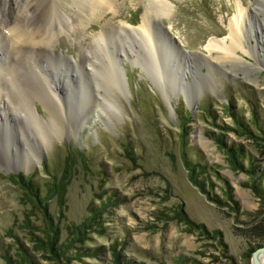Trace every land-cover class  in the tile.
I'll list each match as a JSON object with an SVG mask.
<instances>
[{"label":"rangeland","instance_id":"374dc122","mask_svg":"<svg viewBox=\"0 0 264 264\" xmlns=\"http://www.w3.org/2000/svg\"><path fill=\"white\" fill-rule=\"evenodd\" d=\"M112 1V10L79 29L73 0H48L53 18L46 0L0 3V20L17 18L20 29L43 34L34 41L42 48L30 50L35 55L24 54L22 36L15 39L21 70L27 74L23 64L40 49L49 70L62 66L68 79L58 94L63 117L39 92L30 100L42 122L37 131L11 111L0 122V264H28L24 253L35 264H116L115 253L128 264H252V253L264 247V191L259 197L250 188L261 182L264 190V64L241 51L252 67L216 62L203 48L228 36L236 0H165L168 14L151 9L152 0ZM241 1L252 9L264 3ZM147 8L151 35L146 47L133 42L132 54L120 47L118 27H138ZM246 16L264 32L263 13ZM255 41L252 54L264 58V40L263 52ZM187 63L193 69L182 77ZM28 76L18 79L41 90ZM211 133L228 148L241 147L252 164L246 158L232 167ZM183 152L205 165L197 178L204 191L190 182ZM17 175L36 182L41 197Z\"/></svg>","mask_w":264,"mask_h":264},{"label":"bare ground","instance_id":"6f19581e","mask_svg":"<svg viewBox=\"0 0 264 264\" xmlns=\"http://www.w3.org/2000/svg\"><path fill=\"white\" fill-rule=\"evenodd\" d=\"M152 1L155 4H153V7L151 9L156 10L157 14L160 12L163 14H168V12L171 10L169 3H167L165 0H152ZM0 3L2 5L4 3L7 4L8 0L5 1L2 0L0 1ZM46 4L50 9L51 15L49 17L51 18L53 15L51 12V4L50 2H48V0H46ZM157 4H159L158 10L156 7ZM73 5L77 9L76 11L74 10V12L77 18L76 29H79L84 24L85 19L90 18L93 20L96 12H100L99 15H101L102 12L105 11L104 8L106 10H112L113 1L112 0H73ZM236 10L237 12L233 16L229 24L228 36L223 38H210L205 43L203 48L209 53L210 58L212 57L211 55L212 53L216 54L217 56L215 57L216 62H225L230 60L234 63H240L242 65L252 67L251 63L245 62V60L240 55L237 54L238 51H241L243 55H249L252 58L256 59L257 64L262 66L261 64H264V58H260V56L254 57V55L251 52L254 47L250 43V41L256 40L255 42H256V47L258 48V52H260L261 50L263 52L261 41L264 40V32L260 31L259 28L254 27L252 20L248 19V16L246 15L252 16L253 12L264 14V3L259 2L258 6L252 9V8H245L242 5L241 0H236ZM149 13L150 12L148 9L142 17L141 25H139L138 27H129L125 25L118 27L119 29L118 31H120L118 33H121V35L124 38V39H119L118 41L121 48L126 49L133 54L135 48L133 42L135 43L138 42L139 46L142 48L143 46H145L144 45L146 44L145 37H150L151 35V32L149 30V24L151 23L150 22L151 18L148 15ZM83 14H85V17L86 16L87 17L85 18ZM17 20H18L17 18L12 21L0 20V26L6 25L12 30L4 33L3 31H1L0 28V46H2L0 48V56H1L0 65H3L2 68H0V122L4 121L6 118L9 120L10 114L8 113V111H11L12 116L16 118L17 121L22 122L23 119H27V121H30L32 123V126L37 131V129L40 127V124L42 125V122L39 119L38 115L36 114L35 108L32 107L33 104L31 103L30 100L31 98H36L38 96V93L40 92L44 96V100L48 104L51 103V105H53L57 110V113L63 117L65 108L63 109L62 101L58 94L63 93V91L66 90L64 88H67L68 79L62 77L63 73H65L67 70L61 66V71L60 72L57 71V73L54 74V71L49 70L50 69L49 65L45 64L46 63L45 60L48 59V57H44L40 49H38L39 51H34L37 52V57L32 59V61L29 60V63H27V65L23 64L25 68L28 69L27 74H25V72L21 70L20 60L18 59V55L20 53L21 47L18 45L17 41H19L20 37L22 36L24 38L22 42L24 44L23 46L29 47V49L25 47L24 54H31V53L34 54L33 52L30 53V50H35L36 47H41V44L38 42L40 41L43 42L44 38L41 37L43 36L41 30H34L35 28L28 29L29 27L28 28L24 27V25L22 26V29H20L21 25L19 23H16ZM69 21L71 22V19H68V22ZM51 22L52 21H50V23ZM42 29H45V31L48 32L47 27H44ZM21 30L24 31L21 32ZM34 34H39V35L35 36ZM99 35L101 40L104 42L103 37L101 36L100 33ZM15 39L18 40L15 41ZM35 39H37L36 41L38 42H34ZM94 41L95 44L97 45L98 39L93 40V42ZM45 42H48V40H46ZM33 46L36 47L33 48ZM73 63H74V68L77 69V63L75 61ZM89 66L91 70H93L95 69L94 66L96 67L97 65L95 61L91 60ZM115 66L117 68V65ZM186 68L188 69V72L184 71L185 75H187V73L190 74L191 70L193 69L190 66V63L186 64ZM96 71L97 70H95V73ZM22 73L24 74V76L31 75V81L38 83L42 87V89L41 90L26 89V84L25 83L22 84L21 81L18 79L20 76L24 77ZM21 113L23 114V117L21 116ZM54 115H55L54 112H52L51 113L52 119ZM20 132L22 135L21 138L24 139L25 138L24 132L21 129ZM40 137L42 141L46 140V138L43 135ZM258 262L261 264L260 257H258Z\"/></svg>","mask_w":264,"mask_h":264},{"label":"trees","instance_id":"16d2710c","mask_svg":"<svg viewBox=\"0 0 264 264\" xmlns=\"http://www.w3.org/2000/svg\"><path fill=\"white\" fill-rule=\"evenodd\" d=\"M234 119L235 121L237 122L238 124V127L244 132V134H249V135H252L250 130L238 119V116H234ZM185 131V130H184ZM210 138H213L215 139V134L211 133V137ZM215 140H217L224 148H226V153L228 154L229 156V160H230V163L232 165V167H239V168H242V160L245 159V153L244 151L242 150L241 147H230L228 148L226 146V144L224 143V141L222 140V138H216ZM185 147V144L184 146ZM196 153L193 154V156H195ZM247 160L251 163L250 161V158H247ZM183 162H184V167L186 168L187 170V173H188V178L190 180V182L197 188H199L200 190L204 191L203 189V182L201 180H198V176L202 175V173L204 172V169H205V165L204 164H201L199 162V159L198 157L194 158V159H191L189 156L187 157V154L183 152ZM243 170V169H242ZM248 172V174L252 175L253 171L252 169L246 171ZM15 178L18 179V183L22 184V186H24L25 190H27V192L33 196L34 198L36 199H39L41 197V194H40V188L38 186V184L36 182H34L31 178H24L22 176H15ZM17 182V181H16ZM254 182V181H253ZM250 188L254 191V193L256 195H258L259 197L262 196L263 194V187L261 185V182L258 184V183H252V185L250 186ZM207 193V192H206ZM103 205L105 203H102ZM95 209L94 208H90V212H92L93 214L95 213L94 212ZM90 222H93V223H102V221H99L97 222L96 221V218L94 217H90ZM89 222V226H91V223ZM100 229L98 230H103L105 228H102L99 227ZM113 251L115 250V245L112 247ZM51 250H55V251H61V248H51ZM94 252H97L99 250H93ZM25 256H26V259H27V262L28 264H35L33 263L34 261L32 259L29 258V255H27V253H24ZM59 255V253H57ZM115 257H116V264H128V263H125L122 261V258L118 255V254H114Z\"/></svg>","mask_w":264,"mask_h":264},{"label":"water","instance_id":"95a60500","mask_svg":"<svg viewBox=\"0 0 264 264\" xmlns=\"http://www.w3.org/2000/svg\"><path fill=\"white\" fill-rule=\"evenodd\" d=\"M158 29L167 37L169 41H174L175 38H172L171 35L168 33V31L162 26V24L158 25ZM181 53H187L185 50L181 51ZM187 72L185 69L181 68V76L185 77V72ZM262 254H264V247L257 249L255 252L252 253V264H260L258 262V257H261Z\"/></svg>","mask_w":264,"mask_h":264}]
</instances>
